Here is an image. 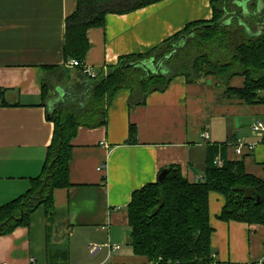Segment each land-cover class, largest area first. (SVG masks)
<instances>
[{"label":"crops","instance_id":"0c3cea01","mask_svg":"<svg viewBox=\"0 0 264 264\" xmlns=\"http://www.w3.org/2000/svg\"><path fill=\"white\" fill-rule=\"evenodd\" d=\"M211 1L164 0L108 14L104 27L87 32V66L105 74L121 57L146 53L187 25L212 20ZM259 6L264 9V0ZM76 8L77 0H0V207L24 195L43 170L54 133L47 113L69 94L59 86L43 105L44 67L72 69L64 56L65 23ZM244 83L235 77L229 87ZM226 91L214 77L197 83L177 77L133 110L130 91L118 92L107 125L80 128L73 139L71 185L55 190L53 220L41 208L29 227L0 236V264H151L131 246L132 196L171 166L190 182L204 181L210 144L230 145L227 158L264 180V136L252 131L264 122V104H246ZM259 96L264 100V91ZM131 125L137 137L128 144ZM238 140L254 149L237 155ZM225 204L224 196L210 194L213 264H264V225L220 220ZM92 246L100 250L92 253Z\"/></svg>","mask_w":264,"mask_h":264},{"label":"trees","instance_id":"16d2710c","mask_svg":"<svg viewBox=\"0 0 264 264\" xmlns=\"http://www.w3.org/2000/svg\"><path fill=\"white\" fill-rule=\"evenodd\" d=\"M164 0H77L65 23L64 56L86 60L88 30L102 28L108 14H126ZM212 0L213 18L187 25L181 32L146 53L121 57L106 75L90 80L81 67H44L42 100L47 105L57 87L72 88L47 113L54 124L51 145L41 174L29 190L0 207V236L29 227L41 208L50 223L54 218V192L70 183L72 141L80 128L108 123V110L122 90L130 91V110L147 98L165 92L177 77L197 83L214 77L227 95L249 105L264 104V9L259 0ZM245 79L242 88L230 80ZM130 126L128 144L136 143ZM230 145L210 144L204 181L190 182L179 167L171 166L156 183L134 192L127 212L134 254L158 264H213L209 198L212 192L226 199L219 219L264 225V180L246 172L240 161L227 158ZM220 153L222 167L215 164ZM161 172V173H162ZM161 175V174H160Z\"/></svg>","mask_w":264,"mask_h":264},{"label":"built area","instance_id":"2783aa9c","mask_svg":"<svg viewBox=\"0 0 264 264\" xmlns=\"http://www.w3.org/2000/svg\"><path fill=\"white\" fill-rule=\"evenodd\" d=\"M68 66L69 67H81L83 69V73L84 75H86V77L90 80H93V79H96L98 77V74L94 73L86 64L85 61L83 62H79L77 60H70L69 63H68ZM106 75V73H105ZM252 131L255 132V133H259L261 135L264 136V122H257L256 124L253 125L252 127ZM203 137L205 139H209V134L208 133H205L203 134ZM235 148H236V153L237 155H243L244 151L246 149H248L249 151L253 150L254 149V146L255 144H247L245 143L243 140H238L235 144ZM215 164L218 166V167H222L223 164H224V161L223 159L218 156L215 160ZM112 251H118L120 250V246H116V245H107ZM100 250V247H95V246H92L90 248V251L92 253H95L96 251ZM151 264H155V263H151ZM158 264V263H156ZM258 264H262V262H259Z\"/></svg>","mask_w":264,"mask_h":264},{"label":"rangeland","instance_id":"374dc122","mask_svg":"<svg viewBox=\"0 0 264 264\" xmlns=\"http://www.w3.org/2000/svg\"><path fill=\"white\" fill-rule=\"evenodd\" d=\"M247 0H243V2L245 3ZM246 7V3L244 4ZM72 90V88H67V91L70 92Z\"/></svg>","mask_w":264,"mask_h":264},{"label":"water","instance_id":"95a60500","mask_svg":"<svg viewBox=\"0 0 264 264\" xmlns=\"http://www.w3.org/2000/svg\"><path fill=\"white\" fill-rule=\"evenodd\" d=\"M165 175H166V172L163 171V172L161 173V175H160V178H163Z\"/></svg>","mask_w":264,"mask_h":264}]
</instances>
